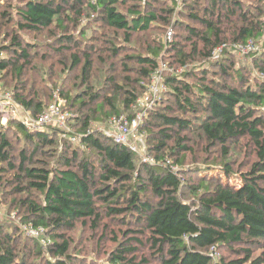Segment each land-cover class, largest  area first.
Returning a JSON list of instances; mask_svg holds the SVG:
<instances>
[{
    "label": "trees",
    "instance_id": "obj_1",
    "mask_svg": "<svg viewBox=\"0 0 264 264\" xmlns=\"http://www.w3.org/2000/svg\"><path fill=\"white\" fill-rule=\"evenodd\" d=\"M12 6L0 0L1 25L14 22ZM86 9L112 35L104 30V48L82 42L83 32L59 39L55 52L79 76L78 93L58 92L72 118L67 131L0 125V206L20 220L0 219V264H74L69 233L78 225L100 238L98 259L85 264H264V47L247 67L236 60L239 45L264 33V0H22L16 27L65 32ZM5 38L0 85L38 117L53 99L26 91L37 51L18 35ZM135 42L144 52L122 57ZM162 65L171 70L166 91L138 128L150 165L93 125L134 119ZM103 69L113 76L97 88ZM241 144L253 156L243 168L234 157ZM19 224L45 230L52 259Z\"/></svg>",
    "mask_w": 264,
    "mask_h": 264
},
{
    "label": "rangeland",
    "instance_id": "obj_2",
    "mask_svg": "<svg viewBox=\"0 0 264 264\" xmlns=\"http://www.w3.org/2000/svg\"><path fill=\"white\" fill-rule=\"evenodd\" d=\"M11 1H12V4L14 5L12 7L13 8L15 7V11L13 10L12 12L14 16V22L11 23L10 25H8L7 23H4L2 25L0 24V46L10 44V39L6 40L5 38V34L8 33L10 35H18L21 39H23V42L25 44L28 43V44L33 45L32 50L37 51L36 58L34 60V69L39 70V72H37L36 74L38 76H41V79L38 76L36 77L33 76L34 72L30 74L27 80L23 79L24 81H26L24 82L26 86V91L29 92L32 90V91L37 92L38 96L44 101V103H49L50 99H54V95L57 92H60L59 90L60 87H65V91L71 95H75L76 93H78L80 90L79 82H76L77 79H79L78 73L77 74L68 73V66L70 65L69 57L67 55H62V54H59L58 52H55V49L60 47L59 39L65 35H72L76 37L77 39H79L82 37L81 34L83 32V34L85 33L87 34V36L86 38H84V36L82 37L81 39L82 42L86 44H92L91 46H94V47L101 46L104 48L106 47V44L103 39L104 34H105L104 30L108 32L106 33V35H112L111 32L107 28L106 29L102 28L103 26L100 23V21L95 23L94 21L95 20L97 21V16L92 17V12L86 9L82 14L83 17L81 18L80 22L71 24L70 26H68L65 32L61 31L56 26H53L51 30H49L48 32L45 31L38 35L30 34L27 32L20 33L16 27V23L18 21V18L16 16V10L19 7V5L22 4V0H11ZM3 5H4V2H3ZM5 5H7V2L5 3ZM0 11H3V10L0 9ZM94 33H96L97 36L92 37ZM90 38H92L91 41H88ZM165 38L167 40V34ZM36 45L38 47L35 49L34 47ZM141 46H142L141 44L138 45L137 42H135L133 44V48H129L128 51L122 55V57H125V55H137V54L143 53L145 49L141 48ZM263 47H264V33L261 39L257 40L256 42L250 41L246 45H239V47H237L236 49L237 64H240V65L242 64L243 67H247L246 65L251 62V60H248L247 58L253 53L261 51ZM35 53L36 52H32L33 55ZM115 62L119 66H122L123 64H125L126 61L117 60ZM162 66L165 69L166 74L171 73V70L165 67L166 65H162ZM103 75L106 76L107 83L110 77L113 76V74L110 73L109 71L107 72V74H105L104 69L102 71L98 70L96 73V77H94V80H93V83L94 85H97V88H99L103 82V77H104ZM120 75L121 77L123 76V74H120ZM11 84L12 83H10L9 85ZM15 84L16 82H14L12 85H15ZM83 90L84 88L82 89V91ZM105 90L106 89L102 88L101 93H103ZM3 91L4 93L8 92V93L14 94V91L12 90L10 91L3 90ZM64 106L65 104L63 105V107ZM83 114L86 115V114H89V112L85 110ZM69 119H72V118L70 117ZM10 121H17V120H12V118L10 117H5L3 115H0V123H1L0 125L1 126H5V125L7 126ZM112 121H110L109 124H105V125H100L98 123H95L93 126L98 131H101L106 136H109L115 131V125L111 123ZM67 125H68V122L66 124V127L64 128V130L66 131H67ZM212 151H214L216 155L220 154L218 150H212ZM235 152H236V155L234 157L238 161L239 167H242L240 164L241 162L245 163L249 160H253L252 154L248 152V148L245 145H242V144L239 145ZM212 157L213 155L210 154L208 155L207 159H211ZM230 183L235 186L240 185L239 178L237 177L231 178ZM1 209L3 211L2 213L3 217H0V219H7L8 215L5 209L3 207H1ZM69 235L72 236V239L74 242L73 247H75L72 254L76 255L79 258V259H76L74 264H85L79 261L80 259L86 260V259H90V257H92L93 259H98V255H96L97 254L96 248H97L98 241L100 240V238L98 239L96 243L92 239V235L88 231V229L83 228L82 225H78L77 229L74 232L69 233ZM45 244H42V245L46 246ZM102 247H103V252L105 251V249L107 251H110L112 248V245L108 244L107 247L106 245H103ZM46 248L42 249L44 255H48L52 259V256L48 252V248L47 249ZM102 258L104 259L105 257L103 256ZM231 258H233V256L230 257V259Z\"/></svg>",
    "mask_w": 264,
    "mask_h": 264
},
{
    "label": "built area",
    "instance_id": "obj_3",
    "mask_svg": "<svg viewBox=\"0 0 264 264\" xmlns=\"http://www.w3.org/2000/svg\"><path fill=\"white\" fill-rule=\"evenodd\" d=\"M172 30L167 33V42H172ZM221 47L216 54L220 53ZM218 57V55L216 56ZM166 67V66H165ZM167 68V67H166ZM166 72L162 67L158 72L151 77L150 84L143 97L138 101L140 112L130 121L125 117L113 119L111 123L115 125V131L109 135L118 144L127 146L131 151L136 153L141 161L146 164L154 165V159L147 153L144 142V135L139 133V126L143 123L149 110L160 100L161 94L166 91L164 85V76ZM65 101L57 92L54 95L53 102L48 106L47 110L38 117H33L28 111L20 106L13 98V94L4 93L0 85V115L10 117L12 120L22 122L31 132L43 131L47 128H65L67 121L71 117L69 113L63 110ZM73 141H75L73 139ZM3 211L0 206V217H3ZM8 217V216H7ZM16 214H12L10 219L17 223L20 220L16 218ZM22 232L34 239H37L41 244H45V230L43 228H35L32 225L19 224Z\"/></svg>",
    "mask_w": 264,
    "mask_h": 264
}]
</instances>
